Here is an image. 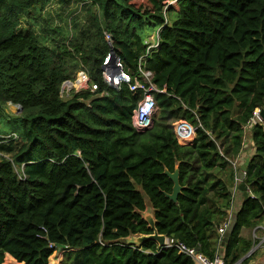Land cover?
<instances>
[{"label":"trees","instance_id":"obj_1","mask_svg":"<svg viewBox=\"0 0 264 264\" xmlns=\"http://www.w3.org/2000/svg\"><path fill=\"white\" fill-rule=\"evenodd\" d=\"M49 1L0 0V264L4 255V264H48L57 247L60 264H194L152 239H128L153 230L212 258L216 227L231 215L229 161L241 125L263 106L264 0H75L86 4L83 25L71 15L67 33L43 24ZM103 30L122 70L136 75L142 56L152 73L155 113L144 131L130 123L141 92L101 80ZM78 67L96 89L60 96ZM6 102L18 112L7 114ZM177 118L196 126L189 143L175 139ZM249 134L247 196L222 244L223 264L250 248L240 227L264 217V120ZM175 164L182 189L172 202L162 172ZM144 197L154 229L141 215Z\"/></svg>","mask_w":264,"mask_h":264},{"label":"built area","instance_id":"obj_2","mask_svg":"<svg viewBox=\"0 0 264 264\" xmlns=\"http://www.w3.org/2000/svg\"><path fill=\"white\" fill-rule=\"evenodd\" d=\"M173 1L174 0H168L169 3H172ZM102 36L108 45V52L103 57L101 62V72H100L101 80L103 81L104 84H106L107 86H111L113 88H116L120 82H124L128 85V88L131 92H134L135 90H139L141 92L140 99L136 103L135 108L132 110L130 123L135 131L137 132L144 131L145 129L151 126L152 116L155 110V101L152 96V92L156 91L157 89L151 82L152 73L151 71L144 69L141 66L140 62L142 56H140L137 60L136 75H134L135 77L131 76L129 73L122 70L121 62L118 59V57L113 55L112 59L109 58V53L112 52L111 38L109 32L103 30ZM152 46H155L154 39H153V43H150L149 46L147 45V48ZM136 76L139 78V80L135 79ZM96 86H97L96 83L89 81L88 74L85 71V69L82 67H78L75 70V74L71 80H64L60 84L59 95L65 97L70 92V90H73L74 92L80 90H88L89 92H92L93 90L96 89ZM8 105H11L12 108L18 112L19 106L17 104H11L9 102H6L5 106L7 107ZM261 108H264V101H263V106L254 108L251 111V114L248 117V119L241 125L242 137H241V144L238 153L240 152L244 144L245 135L250 133L252 126L258 123L259 124L262 123L263 120L258 115L259 110ZM171 128L176 141L180 144H186L193 139L196 126L187 123L185 120H177L174 122V124L172 123ZM9 135H13V134L10 133ZM236 158L237 155L232 160L229 161L230 166L232 167L233 170V184L231 188L232 195L236 190V184L238 181L237 173L240 171L237 166ZM230 208H231V204H230ZM230 208H229V213H230ZM229 222H230V217H227L226 220L220 222L216 227L215 252L212 258H207L201 252L197 251L194 247H189L183 244L182 242H179L176 239L167 236H164L163 244L161 245V247L163 248L173 247L177 252L183 253L186 256H188L193 261L194 264H223L222 254L219 251V249L222 246L221 244L222 235L225 232V229L227 228Z\"/></svg>","mask_w":264,"mask_h":264},{"label":"rangeland","instance_id":"obj_3","mask_svg":"<svg viewBox=\"0 0 264 264\" xmlns=\"http://www.w3.org/2000/svg\"><path fill=\"white\" fill-rule=\"evenodd\" d=\"M175 2L173 1L172 4ZM86 7V4L84 6L80 5V2L75 1V0H50L49 3L46 5V7L43 9L41 15L43 19V24H47L48 26H56L59 25L65 32L68 30V25L66 22L70 19L71 15H74L73 19L75 20L74 25L76 27H80L83 25V17H84V9ZM21 26L27 27L28 23H26L24 20L21 21ZM31 28L37 32L39 31V25H36L33 23L31 25ZM46 26V25H44ZM58 28V27H57ZM155 31V30H154ZM154 31L148 32L149 38L145 37V43L149 46L150 43H153V38H154ZM67 33V32H66ZM53 37V36H52ZM72 63L71 61H69ZM71 70L73 69V63ZM74 73V72H73ZM5 110L8 112L7 114H16L17 111L12 108L11 105H8L7 107L5 106ZM155 113V112H154ZM177 120H184L181 118L177 119H172L170 121V125L172 123L174 124L175 121ZM187 123H191L190 121L186 120ZM180 144V143H179ZM144 200L147 202V199L144 197ZM138 235L134 236H129L128 239H131L132 237H135ZM63 249L60 247H57L56 250H54L48 257V264H60L62 259H63ZM6 255H4L3 261L1 264H4ZM10 264H22L20 262H15L14 260L9 261Z\"/></svg>","mask_w":264,"mask_h":264},{"label":"crops","instance_id":"obj_4","mask_svg":"<svg viewBox=\"0 0 264 264\" xmlns=\"http://www.w3.org/2000/svg\"><path fill=\"white\" fill-rule=\"evenodd\" d=\"M251 139L250 134H246L244 138V144L242 149L237 154V166H245L247 160L252 154ZM242 196L241 192L236 189L232 195V202L230 213H235L239 208ZM144 210H149L151 213V208L149 202L144 200ZM238 236L244 240L250 241L249 250L242 255L237 264H264V217L260 219L253 227H240L238 231ZM219 251L222 254V246Z\"/></svg>","mask_w":264,"mask_h":264},{"label":"water","instance_id":"obj_5","mask_svg":"<svg viewBox=\"0 0 264 264\" xmlns=\"http://www.w3.org/2000/svg\"><path fill=\"white\" fill-rule=\"evenodd\" d=\"M113 53H109V58L112 59L113 57ZM259 117L264 120V108H261L259 110L258 113ZM245 169V166H240L239 168V172L237 173V179L239 181L238 185H237V190H239L241 192V196L242 198H245L247 196V190H246V185L244 180L242 179L243 176V171ZM165 176H167V178L171 181V190L169 193H164V196L166 198H168L169 200H171L172 202H176V197L178 195V193L181 191L182 186L179 184L178 182V170H177V164L174 165V169L172 172L167 171L166 169H163L162 172ZM142 217L145 219V221L147 222V225L154 229V222H153V218H152V213H150L149 210H143L141 212ZM235 213H232L230 215V222L227 226V228L225 229V232L222 235V242L221 244H223L224 242H226L228 236L230 235L233 227H234V221H235ZM147 239H152L154 240L157 245L161 246L163 244V240H164V235L162 234H158L156 233L154 230L151 234H147V235H138L135 237H132L131 241L135 242V243H140L144 240ZM246 255V254H245Z\"/></svg>","mask_w":264,"mask_h":264},{"label":"flooded vegetation","instance_id":"obj_6","mask_svg":"<svg viewBox=\"0 0 264 264\" xmlns=\"http://www.w3.org/2000/svg\"><path fill=\"white\" fill-rule=\"evenodd\" d=\"M239 181H237V184H236V189H237V185H238Z\"/></svg>","mask_w":264,"mask_h":264}]
</instances>
